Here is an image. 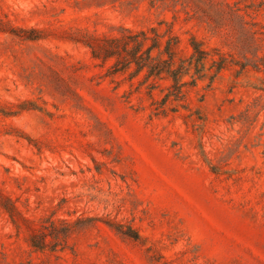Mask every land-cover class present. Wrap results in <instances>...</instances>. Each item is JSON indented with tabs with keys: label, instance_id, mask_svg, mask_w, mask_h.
Wrapping results in <instances>:
<instances>
[{
	"label": "rangeland",
	"instance_id": "1",
	"mask_svg": "<svg viewBox=\"0 0 264 264\" xmlns=\"http://www.w3.org/2000/svg\"><path fill=\"white\" fill-rule=\"evenodd\" d=\"M182 1L0 0V264H264V0ZM152 27L223 67L92 56Z\"/></svg>",
	"mask_w": 264,
	"mask_h": 264
},
{
	"label": "trees",
	"instance_id": "2",
	"mask_svg": "<svg viewBox=\"0 0 264 264\" xmlns=\"http://www.w3.org/2000/svg\"><path fill=\"white\" fill-rule=\"evenodd\" d=\"M152 5H167L179 4L182 7H186V4L182 0H149ZM125 31V30H124ZM149 31L153 34L149 35L147 30H140L137 32L127 31L122 33L119 37L111 38L99 46V51L92 48V56L102 60L116 57L115 61L116 69H123L130 64L135 65V71L139 72L145 69L146 76H160L166 74L172 80V95L180 90L184 84L182 77L188 75L191 70L193 73L190 75L194 80L196 77L202 76L205 69H215V73L218 72L224 65L223 60H213L212 64L206 68L207 53L201 47V45L194 39L190 38V45L192 52L190 55L181 60L176 66L173 65V59L170 54L171 44L175 40L174 37H169L165 40V46L163 50H160V34L157 33L154 27ZM151 40L150 45H146L147 40ZM153 49H157V55H153ZM166 53L168 58L162 59L160 54ZM193 75H197L194 77Z\"/></svg>",
	"mask_w": 264,
	"mask_h": 264
}]
</instances>
